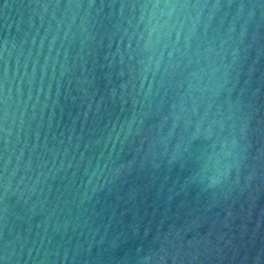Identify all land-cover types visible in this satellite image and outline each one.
<instances>
[{
	"label": "water",
	"instance_id": "1",
	"mask_svg": "<svg viewBox=\"0 0 264 264\" xmlns=\"http://www.w3.org/2000/svg\"><path fill=\"white\" fill-rule=\"evenodd\" d=\"M0 264H264V0H0Z\"/></svg>",
	"mask_w": 264,
	"mask_h": 264
}]
</instances>
